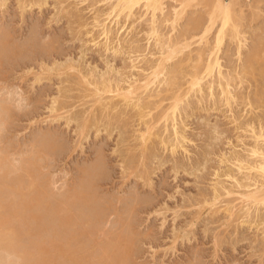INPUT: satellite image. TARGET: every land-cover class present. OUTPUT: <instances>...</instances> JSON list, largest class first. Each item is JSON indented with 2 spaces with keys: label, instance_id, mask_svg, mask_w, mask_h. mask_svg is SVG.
Masks as SVG:
<instances>
[{
  "label": "rangeland",
  "instance_id": "rangeland-1",
  "mask_svg": "<svg viewBox=\"0 0 264 264\" xmlns=\"http://www.w3.org/2000/svg\"><path fill=\"white\" fill-rule=\"evenodd\" d=\"M178 1L161 0L154 15L144 1L120 14L119 8L113 11L116 0H0V207L11 202L17 208L19 201L24 208L18 198L32 194L31 183H44L52 203L60 199L58 207L42 212L43 205L32 203L27 213H17L16 222L0 227V264H264V201L241 199L247 183L262 180L257 165L264 159L254 151L264 152V104L251 107L248 99L262 91L264 78L256 72L260 59L253 72L242 74L239 66L254 45L264 43V0H238L235 6L244 44L237 55L239 41L225 36L220 53L225 81L216 70L214 76L203 74L207 55L203 64L194 56L197 48L212 47L205 42L214 40L217 22L209 41L192 40L168 61L183 68L176 81L170 80L176 71L165 69L147 90H138L139 97L127 100L115 92L143 84L170 35L175 40L189 18H201L208 9L194 0L173 30ZM194 63L204 76L200 87L186 93ZM177 82L183 103L170 110L181 91H175ZM95 86L116 90L98 97ZM86 169L93 183L82 176ZM82 177L86 188L91 183L88 191L80 186ZM79 187L91 194V203L79 209L80 200L68 201L79 216L67 223L68 233L84 234L76 238L84 244L71 256L52 242L70 237L64 236L66 224L55 222L68 204L61 206L63 195ZM211 201L216 204L207 207ZM87 219L98 220L94 229L79 223ZM52 230H58L56 236Z\"/></svg>",
  "mask_w": 264,
  "mask_h": 264
},
{
  "label": "bare ground",
  "instance_id": "bare-ground-1",
  "mask_svg": "<svg viewBox=\"0 0 264 264\" xmlns=\"http://www.w3.org/2000/svg\"><path fill=\"white\" fill-rule=\"evenodd\" d=\"M141 1L143 2L144 1V6H146L148 9L149 8H151V10H152V12H153V14H154V10L156 11V9H158L159 8V4H160V1L161 0H116V3H114V5H115V7H113V11H116V10H114V9H117V8H119L120 10H119V12H120V14H121V12H123L124 10L126 11L127 9H132L135 5H138V4H140L141 3ZM178 1V0H177ZM193 1L194 0H180V1H178L179 3H178V6H179V8H177V9H175L174 10V18H173V21H172V28H173V30H174V27H175V25H176V22L175 21H177V23L179 22V20H177L178 18L181 20L183 17H182V15H183V13L184 12H187L186 10V8H188V6H192L193 4ZM196 1V0H195ZM194 1V2H195ZM204 3H203V7H205V8H207L208 7V9H206V11H204L205 13V15L203 16V17H201V18H199L198 16H202V14H196V16H193L194 18H192L191 17V19L189 18L188 19V23H185V24H183V26L181 27V29H183L182 31H181V33L179 34V36H175V37H177L175 40H173L174 38H173V35H172V38H171V35H170V38H169V36H168V38H169V40H167V43L164 41V43H166L165 44V49H164V47L162 46V48L164 49H162V51H163V53H161V56H160V58L158 59V63L156 64V60L154 61L155 63H154V65L156 64V66L155 67H153L152 65V67L154 68L153 70H152V72H151V74L148 76V78H146V81H145V77H146V75H145V77L143 78L144 80H142L144 83L143 84H141L140 82L141 81H139V85H136L135 84V86H134V84H132L131 85V87L130 88H128L127 87V89L128 90H126V91H124L123 92V90H121V88L118 90H116V87H114V90H116L115 92H118V94L119 95H123L124 97H122V98H129L132 94H136L137 93V95L135 96V97H139V91L140 92H142V90H139V89H145L146 87L148 88V86H149V84H151L154 80H157V78H158V80H159V75L160 74H162V73H164L165 71V69H167V71H169V72H171V70H172V65H171V63H169V66H167V63H168V61L169 60H172V59H174V58H176L175 56H177L178 55V53L180 54V53H182L183 52V50H185V48H189L190 47V45H191V43L193 42L192 40H196V41H200V42H202V40L203 39H205L206 37H208L209 35V33L211 32V31H213V29H214V25L217 23V22H219L217 25H218V28H216V30L214 31L215 33L213 34L214 35V40L212 39L211 41L213 42V44H212V42H208V44H207V42H205L204 44L207 46V47H210L209 46V44L210 45H212V47L211 48H209V50H208V52L206 51V48H205V50H204V52H203V48H201L202 50H198V51H196L195 50V53H194V56L196 57V58H198V60L199 61H203L204 60V56H206L207 55V58L205 59V62H204V64H203V62L202 63H200V64H203L201 67H203L202 69H204V75H205V73L206 72H209V74H210V76H211V74L214 76L216 73H218V75L220 74L221 76H222V70L220 69V68H222V63L220 62V53L222 52V43H223V41L224 40H226V39H224L225 38V36H228V37H230V40H235V41H239V43H237V47H236V50H237V55H238V53H240L239 51V49H241L240 48V46H243V44L241 45L240 44V40H239V37H240V39H242L241 38V36H239V35H241L240 34V24H239V22H238V20H236V17H237V19H238V12H236V7L235 6H237V4H238V0H228V2H225L224 0H202ZM259 3L260 1H258V0H256V3ZM162 5V4H161ZM161 5H160V7H161ZM197 5V4H196ZM158 7V8H157ZM131 11V10H130ZM118 13V12H117ZM185 14V13H184ZM155 15V14H154ZM184 16V15H183ZM153 17V16H152ZM180 17H182V18H180ZM154 19L155 18H153V20L152 21H154ZM172 19V18H171ZM156 20V19H155ZM191 20V21H190ZM151 21V22H152ZM175 22V23H174ZM154 23H155V26L154 27H156V22L154 21ZM171 24V23H170ZM179 24V23H178ZM178 24H177V26H178ZM154 25V24H153ZM185 25V26H184ZM176 26V27H177ZM217 27V26H216ZM153 29V28H152ZM176 29V28H175ZM155 30V32H156V29H154ZM105 32V31H104ZM153 33V32H152ZM212 35V36H213ZM213 38V37H212ZM261 38H262V41L264 42V40H263V36H261ZM207 39V38H206ZM208 40V39H207ZM259 40H261L260 38L258 39V41ZM195 41V42H196ZM209 41V40H208ZM242 41V40H241ZM262 41H259V42H256V44H258V43H261ZM200 42L198 43L199 44V46H200ZM203 42H204V40H203ZM235 43V42H234ZM163 44V43H162ZM202 44V43H201ZM2 45H5L6 46V42H3L2 43ZM205 45H203V46H205ZM200 48V47H199ZM208 49V48H207ZM188 50V49H187ZM160 51H161V49H160ZM159 51V52H160ZM190 51V50H189ZM2 51H0V53H1ZM205 52H206V54H205ZM3 53V52H2ZM1 53V54H2ZM191 53V52H190ZM208 53V54H207ZM196 54V55H195ZM191 56V55H190ZM240 56V55H239ZM241 57V56H240ZM190 58V57H189ZM192 58V57H191ZM242 58V57H241ZM241 58H238V59H241ZM244 58V57H243ZM203 59V60H202ZM260 59V60H259ZM193 60H197V59H195V58H193ZM256 60H259L260 61V65H259V63H258V67H257V69H258V71H256L257 73H258V75L259 76H262L263 78H264V43H261V44H258V46L256 45V47H255V45H254V47H252L251 48V50H249V52L247 53V55H246V57H245V60H244V62H242V65H239V66H241L240 67V71H242V74L243 73H246V72H248V70H250V71H252L253 69L255 70L256 69V67H255V65H254V62L256 61ZM173 61V60H172ZM2 63V62H1ZM0 63V64H1ZM197 64H198V61H197ZM200 64L199 65H197V66H195V63H194V66H195V68H191L189 71H188V74H189V77L187 78V80L190 78V80H189V82H188V85H189V87L187 86V88H186V93H189V90H190V88H194V86L195 85H197V84H199V87L201 86L200 84H201V80H202V78H203V76H202V73L200 72V69H201V67H199L200 66ZM180 65V64H179ZM178 64L176 65V66H178V67H175L174 66V70L176 71V73L175 72H173L172 71V73L174 74L173 75V77H170V80L172 79V80H175V79H173L174 77H176V80H177V78H178V76H181L182 74H183V72H179V74H181V75H177L178 74V72H177V70H178V68H181V69H183L182 68V66L180 67ZM167 67H170L169 69L167 68ZM193 67V66H192ZM152 69V68H151ZM256 69V70H257ZM180 70V69H179ZM215 70L217 71L216 73H215ZM164 71V72H163ZM166 71V72H167ZM187 71V70H186ZM169 72H168V74H169ZM213 72H214V74H213ZM253 72V71H252ZM150 73V72H149ZM172 73H170V74H172ZM250 73V72H249ZM165 74V73H164ZM187 74V75H188ZM207 74L208 73H206V76H207ZM208 74V75H209ZM148 75V74H147ZM163 75V74H162ZM252 75V74H251ZM255 76H257V75H254V77ZM208 77V76H207ZM225 77V75L224 76H222L221 78H223L224 79V81H225V79H226V77ZM241 78V77H240ZM243 78V77H242ZM165 79V78H164ZM261 79V78H260ZM175 80V81H176ZM242 80V79H241ZM174 81V82H175ZM201 81V82H200ZM257 81V80H256ZM158 82V81H157ZM262 82V81H261ZM135 83H136V81H135ZM171 83L173 84V82H170V85H171ZM183 83V82H182ZM221 83V82H220ZM224 83V82H223ZM223 83H221L220 85H222ZM262 83H264V82H262ZM178 84V82L177 83H174V85H177ZM174 85H172L173 87H174ZM184 85V84H183ZM229 85V83L228 82H225V86H228ZM107 86V85H106ZM182 86V85H181ZM222 86H224V85H222ZM261 86H263L262 84H261ZM98 87V86H97ZM96 86L94 87L95 88V94L96 95H98V97H100V92H108L109 93V91H112L113 90V88L111 89V87L108 89V87H107V89H105L104 91H100V87H99V89L97 88ZM186 87V86H185ZM106 88V87H105ZM147 88L145 89V90H147ZM175 88V91L176 92H178V90H180L181 89V91H182V88L179 86V84L176 86V87H174ZM198 88V87H197ZM222 88H224V87H222ZM101 89H103V88H101ZM184 89V88H183ZM200 89V88H199ZM261 89V88H260ZM113 90V91H114ZM122 92H121V91ZM139 90V91H138ZM223 90V89H222ZM263 90H264V87H263V89H262V91L261 90H258V89H256L255 91H254V93H253V97L252 96H248L249 97V103L251 104V103H253V102H256L257 104H264V92H263ZM110 92V93H114V92ZM178 92L177 94H175V96L172 98L174 101H173V103L171 104V108H170V110L171 109H175V110H177L176 108L179 106L178 104H179V102H181V98H182V96H183V91L182 92ZM191 91V90H190ZM227 93L226 94V96H229V94H230V91H229V89L228 90H226L225 91V88H224V91H223V93ZM174 95V94H173ZM172 95V96H173ZM188 95V94H187ZM232 95V94H231ZM133 96V95H132ZM229 97H231V96H229ZM128 98H127V100H128ZM134 98V97H133ZM184 98V97H183ZM185 98H186V96H185ZM226 98V97H225ZM130 99V98H129ZM132 99V98H131ZM139 99V98H138ZM125 100V99H124ZM184 101V100H183ZM226 101H229L228 99L226 100ZM181 103H183V102H181ZM249 104V105H250ZM181 106V105H180ZM260 106V105H259ZM264 106V105H263ZM169 107H170V105H169ZM182 107V106H181ZM251 107H252V104H251ZM179 110H180V108H178ZM168 112H170V111H168ZM167 112V113H168ZM173 112V111H172ZM176 111H174V113H175ZM171 113V112H170ZM169 113V114H170ZM166 116H167V114H166ZM164 117V116H163ZM3 121V120H2ZM149 129V128H148ZM261 131V130H260ZM147 133H148V131H147ZM147 133H146V135H147ZM260 133V132H259ZM264 133V132H263ZM150 134V133H149ZM145 135V136H146ZM145 136H144V139H145ZM258 136H259V134H258ZM147 137H148V135H147ZM146 137V139H148ZM262 137H263V135H262ZM264 138V137H263ZM262 139V138H261ZM144 141V140H143ZM142 141V142H143ZM46 143H48V142H46ZM45 143V144H46ZM50 146V144H48V147ZM256 146H258V145H256ZM47 147V146H46ZM53 147H54V145L53 144H51V149L50 150H52L53 149ZM259 147V146H258ZM50 148V147H49ZM259 149H262L261 147L259 148ZM259 149H256L255 151L254 150H252V151H254L256 154L258 153H261V155H262V158L264 159V152H263V149H262V151H259ZM48 150V149H47ZM255 154V155H256ZM260 155V156H261ZM257 156V155H256ZM260 159V158H259ZM258 159V160H259ZM262 159V160H263ZM261 160V159H260ZM257 162V161H256ZM260 163H262L263 164V161L262 162H260ZM33 164V163H32ZM31 163H30V165H32ZM251 164H253V163H251ZM261 164V165H262ZM34 165V164H33ZM253 165H257V164H253ZM260 164L259 165H257V166H260V171L262 172H260L261 174H262V176H261V178H262V180H261V183L258 185H253L255 182H253L252 184H246V187L244 188V189H247V190H244L245 192H243L242 191V194H241V196H242V198L241 199H246L247 201L249 200L250 201V203H254V204H259L260 202H262V201H264V165H262L261 166ZM250 166H252V165H250ZM257 166H253L252 168L251 167H249L250 169H253V168H256ZM32 167H34V166H32ZM248 167V166H247ZM246 167V168H247ZM245 168V169H246ZM249 168H247V170L249 169ZM258 169V168H257ZM91 172H94L95 170H91V169H89ZM254 170H256V169H254ZM251 171V170H250ZM250 171L248 170V172L250 173ZM34 172V171H33ZM87 172V175H88V169H86L85 171H83V175L82 176H85V173ZM96 172V171H95ZM94 172V173H95ZM252 172V171H251ZM256 172V171H255ZM255 174H259V173H255ZM260 174V175H261ZM96 175V174H95ZM91 176V177H90ZM89 177L88 176H85V178L87 177L88 178V180L89 181H91L92 182V180H90L89 178H92V177H94V174H91ZM257 177V176H256ZM255 177V178H256ZM258 177H260V176H258ZM257 177V178H258ZM86 178V179H87ZM254 178V179H255ZM261 178H259V179H261ZM36 179V178H35ZM81 179V178H80ZM82 179H83V177H82ZM253 179V178H252ZM85 179H83L82 181H80V182H82L81 184H80V186L82 185L83 186V188L85 189L86 187V184H83V183H85V182H83ZM87 180V181H88ZM251 180V179H250ZM254 181V180H253ZM257 181V180H256ZM41 182V181H40ZM40 182H38V183H40ZM44 182V181H43ZM259 182H260V180H259ZM87 183V182H86ZM93 183V182H92ZM37 184V183H36ZM41 184V183H40ZM89 184H91L90 182L89 183H87V188H86V190L88 191V185ZM43 185H45L44 183L43 184H41V186H38V187H35L34 186V184H30L29 185V188H30V193L29 194H31L30 196H27V197H30V198H27L26 197V195L25 196H23L22 194H21V197H19L18 198V200H21V204L24 206V208L22 207V209H23V211H22V209H21V206H20V202L18 201V203H19V206L17 205V208L16 207H14V205H13V203H11L10 202V200H9V204H5V205H3L2 207H0V214H2V218H0V227H3V226H6V225H8L9 223H12L13 221H15L16 222V220H18L17 219V213H25L26 211V209L28 210L31 206H32V203L34 204L33 205V207L34 206H36L37 204H39L38 205V208H39V206L41 205H43L41 208H40V210H41V212L43 211L42 209L43 208H45V209H47L46 211H48V209L50 210V207L49 206H52V205H56V203L58 202V201H60V199H57L56 201L57 202H55V203H52L53 201L51 200V199H49V194H48V187L46 188L45 186H43ZM94 185V184H93ZM37 186V185H36ZM253 186V187H252ZM20 187V186H19ZM26 187V186H25ZM252 187V188H251ZM23 188V187H22ZM82 188V187H81ZM82 188V189H83ZM33 189V190H32ZM80 190V187L78 188V190L77 189H75V190H72V191H70V193H69V191H68V194L67 195H63L64 196V198H62V202H61V206H65L66 204H67V202L68 201H71V200H73L72 202V204H75L74 202H75V200L76 201H79L80 200V202L82 203H78L79 204V206L78 205H76V206H78L79 207V209H81V206L83 207H85V205L84 204H89L90 205V203H91V201H89V200H91V198H89V196L91 195L89 192H88V194H87V191L86 190ZM20 190V189H19ZM18 192V191H17ZM19 193H20V191H19ZM18 193V195H16V196H19L20 194ZM89 195V196H88ZM62 196V197H63ZM17 198V197H16ZM26 198L27 199H29V200H26ZM48 198V199H47ZM61 198V197H60ZM89 198V199H88ZM14 199H15V197H14ZM93 199V198H92ZM55 200V199H54ZM11 201H13V199L11 200ZM17 201V200H16ZM31 202V204H29L28 202ZM51 203H50V202ZM246 201V202H247ZM13 202H15V201H13ZM93 202V201H92ZM216 201H211V202H208V205H207V207L208 206H213V205H215L216 203H215ZM245 202V201H244ZM50 203V204H49ZM60 203V202H59ZM247 203H249V202H247ZM263 203V202H262ZM14 204H16V203H14ZM70 204V202H68V204L66 205V207L64 208V207H61V209L63 208V210H64V212H63V217H60V218H62V220H60L59 218V220L60 221H57V222H55V219H53L52 218V220H54L53 221V223L55 222V223H59L60 225H61V228L63 227V226H65L63 229H64V232H65V234H64V232H63V229H61V231L63 232H61L60 231V233H62V235H61V237L63 236V234H64V236H66L67 234H69L68 232V230L67 229H69V227L68 228H66V226H69V224H67V223H72V225H73V222H74V220H75V218L78 216V215H76V214H74L75 212H72V210L71 209H69V205ZM70 205V207L72 206L73 207V205ZM207 204V203H206ZM27 205V206H26ZM60 204H57L56 206L58 207ZM56 206H55V208L53 209V210H55V211H53V212H56ZM75 206V207H76ZM20 207V209H21V211H20V209H18ZM89 207V206H88ZM36 208V207H35ZM86 208V207H85ZM51 209H52V207H51ZM58 210L60 209V208H57ZM76 209V208H75ZM74 209V210H75ZM83 210H84V208H83ZM45 211V212H46ZM61 211V210H60ZM59 211V212H60ZM76 211V210H75ZM79 211V210H78ZM82 211V210H81ZM50 212V211H49ZM52 212V213H53ZM80 212V211H79ZM27 213V212H26ZM44 213V212H43ZM81 213H83V211L81 212ZM50 214H51V212H50ZM54 214H56V213H54ZM53 214V216H55ZM61 214V213H60ZM80 214V213H79ZM42 215V214H41ZM44 215V214H43ZM42 215V216H43ZM22 216H24V215H22ZM27 216V215H26ZM25 216V217H26ZM57 216H59V215H57ZM61 216H62V214H61ZM76 216V217H75ZM25 217H22V218H24V220H25ZM29 217H30V215H29ZM56 217V216H55ZM79 217V216H78ZM96 217H98V216H96ZM15 218H16V220H15ZM26 218H28V217H26ZM35 218H37L38 219V221H40V220H42V217L41 216H39V218H38V216L37 217H35ZM57 218V217H56ZM74 218V219H73ZM14 219V220H13ZM93 219V218H92ZM89 220V219H87L88 221H86L85 220V222L84 223H82V222H80L79 221V223H81V224H84V227H83V225H80V226H82L83 228H90L89 230H91V227H92V229H94V227L95 226H93L94 224V222H97V221H95V220ZM95 219V218H94ZM28 220H29V218H28ZM12 221V222H11ZM36 221V220H35ZM37 221V222H38ZM45 221V223H46V220H44ZM43 221V222H44ZM47 221H48V219H47ZM50 221V220H49ZM62 221H63V223H65L66 225H63L62 226ZM78 221V220H77ZM94 221V222H93ZM7 222V224H5ZM14 222V223H15ZM30 222H31V219H30ZM30 222H29V225H31L30 224ZM42 221H40V223H43ZM52 222V221H51ZM61 222V223H60ZM27 223V222H26ZM36 223V222H35ZM49 223V222H48ZM78 223V222H77ZM1 224H4V225H1ZM23 224V223H22ZM38 224V223H37ZM10 225V224H9ZM12 225V224H11ZM16 225V224H15ZM27 225V224H26ZM28 225V226H29ZM39 225V224H38ZM44 225H47V223L46 224H44ZM54 225V224H53ZM53 225H52V227H51V224L49 223V229L51 230L52 228H53ZM74 225H75V223H74ZM78 224H76V226H77ZM31 226H33V225H31ZM43 226V225H42ZM79 226V225H78ZM7 227V226H6ZM16 227V226H15ZM44 227H48V225L47 226H44ZM58 227V226H57ZM17 228V227H16ZM31 228V227H30ZM34 228V227H33ZM54 228H56V227H54ZM20 229V228H19ZM18 229V230H19ZM42 229V228H41ZM40 229V230H41ZM49 229H46V230H48V232H50L49 231ZM58 230H60L59 228H58ZM58 230H57V233H58ZM66 230V231H65ZM53 231V230H52ZM20 232V231H19ZM40 232V231H39ZM47 232V231H46ZM55 232H56V230H55ZM53 233H54V231H53ZM57 233H54V235L53 236H56L57 235ZM60 233L58 234V238L60 237L59 235H60ZM74 234V232H72V231H70V237L67 235V239H64V238H62L63 239V244H61V241H60V243L58 244V243H54V242H52V244H53V247H55V248H57L58 247V249H62V251H63V249H66L67 251L69 250V252L71 253V252H73V251H75L76 250V252L80 249V246L79 245H83L84 244V238L83 239H78L79 241L80 240H83V243H81L82 241H80V243H78L79 241L76 239L77 238V236L79 235V236H81V238L82 237H84V234L82 233V232H78V235H77V232L75 231V235H77L75 238H74V235H72V234ZM80 233H81V235H80ZM31 234H33V233H31ZM85 234H86V232H85ZM43 235V234H42ZM83 235V236H82ZM87 235V234H86ZM85 235V236H86ZM63 236V237H64ZM78 236V237H79ZM61 237H60V239H61ZM71 237H73L74 238V240L75 241H77V242H75L74 240H73V238H71ZM21 238V237H20ZM19 238V239H20ZM71 239V241H72V243L70 242V239ZM19 239H18V242H19ZM66 240V241H65ZM65 241V242H64ZM67 241L69 242V244H67V245H65V243H67ZM89 241V240H88ZM20 242H22V241H20ZM15 243V242H14ZM13 243V244H14ZM74 243H77V245H70V244H74ZM118 243V242H117ZM45 244V243H44ZM43 244V245H44ZM52 244H50L49 246L50 247H52ZM55 244V245H54ZM87 244V246H88V243H87V241H86V243H85V245ZM98 244H100V242L98 243ZM103 244H104V242H103ZM105 244H106V242H105ZM104 244V245H105ZM109 244H110V242H109ZM0 245H1V242H0ZM20 245V244H19ZM41 245V244H40ZM63 245V246H62ZM65 245V246H64ZM107 246H108V244H106ZM16 246V245H15ZM38 246V245H37ZM36 246V247H37ZM57 246V247H56ZM78 246V247H77ZM87 246H86V250H87ZM99 246V245H98ZM97 246V247H98ZM103 246V245H102ZM101 246V247H102ZM17 247H19L18 245H17ZM31 247V246H30ZM45 247V246H44ZM49 247V248H50ZM96 247V248H97ZM104 247V246H103ZM113 247V246H112ZM16 248V247H15ZM83 248H84V246H83ZM83 248H82V250H83ZM105 248V250H106V247H104ZM108 248V247H107ZM9 249V248H8ZM17 249V248H16ZM27 249V248H26ZM33 249V248H32ZM31 249V250H32ZM99 249V248H98ZM5 250V249H4ZM19 250V249H18ZM21 250V249H20ZM19 250V251H20ZM28 250V249H27ZM30 250V249H29ZM53 250V249H52ZM51 250V251H52ZM81 250V251H82ZM85 250V249H84ZM83 250V251H84ZM94 250V249H93ZM3 251V250H2ZM7 251V250H6ZM11 251V250H10ZM22 251V250H21ZM32 251H34V250H32ZM90 251H92V250H90ZM8 252V251H7ZM69 252H67V253H69ZM76 252H73V253H75L76 254ZM79 252V251H78ZM87 251H85V253H86ZM33 253H35V252H33ZM73 253H71L70 255L71 256H75V254H73ZM81 253V252H80ZM80 253H78V254H80ZM13 254V253H12ZM16 254V253H15ZM67 255H69V254H67ZM81 255V254H80ZM79 255V256H80ZM88 255V254H87ZM38 256V258H40V256L39 255H37ZM78 255H77V257H79ZM83 256V255H82ZM81 256V257H82ZM17 257H19L18 255H17ZM34 257V256H33ZM33 257H31V258H33ZM22 258H24V257H22ZM21 258V259H22ZM31 258H28V259H31ZM37 258V259H38ZM70 258V257H69ZM25 260V259H24ZM79 259L77 258V261H78ZM29 261V260H28ZM32 261H33V259H32ZM62 261V260H61ZM65 260H63V262H64ZM60 262V261H59ZM67 262H68V260H67ZM67 262H64V263H67ZM69 263H71V262H69ZM76 263V262H75ZM27 264V263H26ZM62 264V263H61Z\"/></svg>",
  "mask_w": 264,
  "mask_h": 264
}]
</instances>
